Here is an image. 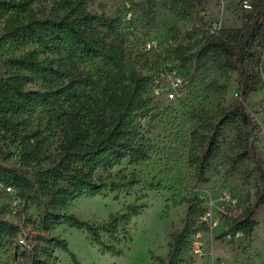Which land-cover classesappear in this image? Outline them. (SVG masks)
Returning a JSON list of instances; mask_svg holds the SVG:
<instances>
[{
    "label": "trees",
    "instance_id": "1",
    "mask_svg": "<svg viewBox=\"0 0 264 264\" xmlns=\"http://www.w3.org/2000/svg\"><path fill=\"white\" fill-rule=\"evenodd\" d=\"M37 1L0 3L14 11L0 41L34 42L43 53L42 58L36 51L11 57L7 75H0V138L6 147H0V184L11 187V193L20 201H34L42 207L41 230L48 231L62 222L86 230L103 250L121 253L116 245L120 241L119 228L124 232L142 205H125L127 212L112 213L101 223L80 220L67 212V207L83 195L118 191L124 181L110 179L113 166L122 160L137 164L147 159L144 132L133 118L146 108L152 77L167 60L179 62L187 83L201 69L236 74L239 92L233 103L196 112L188 161L197 181L208 182V168L223 153L227 131L232 130L229 158L233 167L246 163L251 166L248 172L254 176L256 191L254 203L240 215L230 217L232 228L224 233L232 238L239 232L250 238L257 224L253 215L264 205V161L256 151L258 125L245 102L264 84V0H248L239 27L214 29L207 27L203 19L209 0H148L140 6L145 26L151 27L162 11L193 23L186 41L180 39L152 55L142 54L137 45L125 42L120 18L94 13L83 0H59L62 13L42 17L27 9ZM22 13L26 15L20 16ZM62 51L68 53L65 61L71 63L70 67L65 61L55 64L49 56ZM74 56L104 61L110 67L98 89L91 73L73 70ZM138 67L147 72L142 73ZM35 78L46 86L44 90L28 87ZM211 85L222 98L226 85ZM88 87L92 88L89 93L84 90ZM53 96L58 105L49 112L47 130L56 137L51 148L46 136L25 125L24 116L38 105L52 103ZM181 202L187 204L182 225L171 231L167 254L154 257L159 264H188L191 260L192 237L199 231L207 207L200 196ZM20 231V224L0 218V246L12 243ZM101 231L115 243L103 241ZM19 246L22 264H53L54 248L67 250L64 240L58 237L38 236L35 243L16 245L17 250ZM68 252L72 264H80L74 253Z\"/></svg>",
    "mask_w": 264,
    "mask_h": 264
},
{
    "label": "rangeland",
    "instance_id": "2",
    "mask_svg": "<svg viewBox=\"0 0 264 264\" xmlns=\"http://www.w3.org/2000/svg\"><path fill=\"white\" fill-rule=\"evenodd\" d=\"M87 8L94 13H104L109 17H118L124 33L122 37L129 46L139 47L146 39L154 38L161 48L177 43L180 39L186 41L192 28V21L179 20L167 12H160L150 26L141 22L140 6L148 0H83ZM18 0H1L0 3H17ZM248 7V0H209L203 19L207 27H239L242 24V13ZM29 11L39 17L62 13L59 0H39L31 4ZM13 9L0 5V37L4 34ZM26 13L20 14L24 16ZM160 49V47H159ZM29 51H36L39 58L43 57L41 48L34 42H1L0 41V75L6 76L7 63L11 57H17ZM156 51H150L152 55ZM68 53H51L55 64L65 61ZM66 65L70 67L71 63ZM73 70L89 72L95 79V89H98L110 71V67L100 60H81L73 58ZM146 73L145 68L138 67ZM184 75L183 68H178ZM155 76V74H154ZM184 77V76H183ZM235 73L221 74L213 70L201 69L187 83L184 94L175 100H166L164 96H152L151 90L146 108L134 118L144 132V143L148 149L147 159L130 164L127 160L115 164L110 170L111 180H122L124 186L118 191H104L98 195H83L73 200L67 207V212L90 223H101L112 213H125V205L137 203L143 208L133 215L123 229L119 228L121 248L118 255L103 250L91 240L90 234L84 230L59 222L43 231L39 225V214L42 207L34 201H20L13 193L0 184V218L18 223L21 231L12 243L0 246V264H22L20 255L22 247L19 235L24 236V243H35L38 236L58 237L63 239L67 250L61 246L55 247L53 264H72L69 252L74 253L80 264H159L155 256H165L168 251L170 233L180 228L184 219L187 204L181 202L200 196L209 212V221L199 224L200 236L196 241L201 245L203 254L194 258L195 264H264V205H260L253 218L257 221L250 238L240 235L225 236V231L232 228L230 217L241 214L243 209L255 201L256 191L254 176L248 170L246 163L233 167L229 158L232 146V130L227 131L223 143V153L217 157L208 168L209 181L200 183L188 161L190 149V131L195 123L196 112L214 109L218 104L229 106L238 97L235 84ZM213 82L224 83V96L216 93ZM31 89L44 90L46 86L38 79L28 84ZM92 87V86H91ZM84 89L87 93L92 88ZM54 101L45 106L38 105L24 116L25 125L32 130H39L42 136L54 146L55 135L47 130L49 112L57 107ZM245 106L257 123L256 151L264 161V84L255 92L249 94ZM51 134H50V133ZM1 135V134H0ZM0 147L5 150V143L0 138ZM239 166V167H238ZM103 175L106 172L100 170ZM223 193H228L236 204L221 203ZM223 207L227 213L220 212ZM219 219L216 225L212 221ZM121 227V226H120ZM103 241L115 243L109 235L100 232ZM195 235V234H194ZM231 239V240H230ZM24 244V245H25ZM18 251V252H17Z\"/></svg>",
    "mask_w": 264,
    "mask_h": 264
},
{
    "label": "built area",
    "instance_id": "3",
    "mask_svg": "<svg viewBox=\"0 0 264 264\" xmlns=\"http://www.w3.org/2000/svg\"><path fill=\"white\" fill-rule=\"evenodd\" d=\"M217 28L210 27V29ZM160 47V49H159ZM165 48V46L163 47ZM163 48H161L160 43L154 39H146L143 41L141 45H139L138 50L142 54H148L150 51H156V53H160ZM179 62H173V61H164L160 67V69L157 71L155 76L152 77V81L150 84V90L152 93V96H164L166 100H175L179 96L184 94L185 89L187 88V81L185 78L179 74L178 68H179ZM6 190L9 192H12L11 187H6ZM227 202L228 204H236L235 199H233L228 193H223V196H221V203ZM220 212L223 213V215L230 214L227 213L223 209V207H220ZM209 221V212H206L201 217V222H208ZM219 222V219H215L212 221L213 225H216ZM241 233L237 232L236 235H240ZM235 235V236H236ZM24 234L19 235V242L21 245H24ZM200 236L199 232L195 233L192 237V245L190 250L191 260L188 264H195L194 258L201 257L203 254L201 245L196 241V239ZM230 237V235H227Z\"/></svg>",
    "mask_w": 264,
    "mask_h": 264
}]
</instances>
